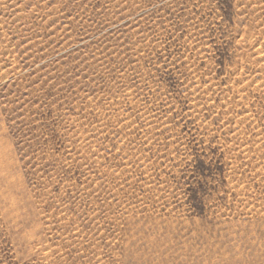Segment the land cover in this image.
<instances>
[{
    "label": "rangeland",
    "instance_id": "374dc122",
    "mask_svg": "<svg viewBox=\"0 0 264 264\" xmlns=\"http://www.w3.org/2000/svg\"><path fill=\"white\" fill-rule=\"evenodd\" d=\"M0 164V264H264V0H0Z\"/></svg>",
    "mask_w": 264,
    "mask_h": 264
},
{
    "label": "bare ground",
    "instance_id": "6f19581e",
    "mask_svg": "<svg viewBox=\"0 0 264 264\" xmlns=\"http://www.w3.org/2000/svg\"><path fill=\"white\" fill-rule=\"evenodd\" d=\"M4 129V128H3ZM10 146H11V144H10ZM3 154V153H2ZM12 154H13V152H12ZM2 159V158H1ZM11 160H12V157H11ZM10 161V160H9ZM12 162V164L13 165H15L14 163H13V161H11ZM11 162H10V164H11ZM11 164V165H12ZM0 166H1V164H0ZM3 167V165L1 166V168ZM4 169V167L2 168V170ZM9 169H10V167H9ZM13 169V168H12ZM9 172H10V170H8ZM13 171V170H12ZM7 174V173H6ZM5 176V174H2V176ZM8 175V174H7ZM6 175V176H7ZM14 175V174H13ZM22 177V176H21ZM20 177V178H21ZM8 178V177H7ZM10 178V177H9ZM17 178V177H16ZM12 179V178H11ZM1 180V179H0ZM17 181V180H16ZM1 185H2V183H1ZM8 185V184H7ZM9 185H10V183H9ZM27 186V185H26ZM6 187V186H5ZM9 187V186H8ZM15 187H17V186H15ZM3 188H4V186H3ZM10 188V187H9ZM5 189V188H4ZM1 190V189H0ZM12 194V193H11ZM0 195H3V194H1L0 193ZM4 195H7V194H4ZM17 195V194H16ZM13 197H14V194L12 195ZM9 197V196H8ZM30 197V196H29ZM5 197H3V199H4ZM7 199V198H6ZM14 199H16V197L14 198ZM29 200V199H28ZM11 201V200H10ZM13 201H15V200H13ZM17 203V202H16ZM12 204H14L13 202H12ZM22 204V203H21ZM14 206H16V204L14 205ZM2 207V206H1ZM9 207V206H8ZM19 207V206H18ZM20 208V207H19ZM2 210V209H1ZM19 213H21L20 211H19ZM31 216V215H30ZM40 216V215H39ZM3 217V216H2ZM30 218V217H29ZM4 220V219H3ZM34 222V221H33ZM19 229V228H18ZM17 230V229H16ZM18 231V230H17ZM10 232V231H9ZM28 243V242H27ZM28 246V245H27ZM33 248V247H32ZM149 258V257H148ZM147 260V259H146Z\"/></svg>",
    "mask_w": 264,
    "mask_h": 264
}]
</instances>
